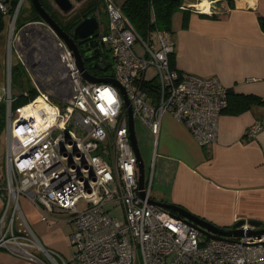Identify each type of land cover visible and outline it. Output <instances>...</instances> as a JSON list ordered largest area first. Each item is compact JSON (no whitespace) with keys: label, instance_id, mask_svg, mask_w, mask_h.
I'll return each instance as SVG.
<instances>
[{"label":"built area","instance_id":"built-area-1","mask_svg":"<svg viewBox=\"0 0 264 264\" xmlns=\"http://www.w3.org/2000/svg\"><path fill=\"white\" fill-rule=\"evenodd\" d=\"M104 9L106 22L99 11L94 14L99 43L95 62L108 55L111 78L124 89L134 121L157 140L162 118L170 115L199 146L215 142L228 89L216 77L172 68L169 31L153 28L141 36L114 0H104ZM0 11L7 16L1 3ZM150 22L155 23L153 12ZM29 27L35 29L30 30L32 51L20 57L37 64L28 71L38 94L16 108L8 86L0 98L6 134L0 163V195L5 199L0 250L35 264H264L263 225L245 221L238 227L244 232L240 237H212L151 202L152 172L140 188L120 90L84 79L72 51L47 23L25 29ZM138 45L142 55L136 53ZM148 68L155 72L151 80L145 79ZM149 82L156 83V98L145 91ZM263 127L264 118L256 120L243 139H253ZM20 198L40 211L41 222H57L56 214L68 217L70 258L41 244ZM116 209L121 219L112 215Z\"/></svg>","mask_w":264,"mask_h":264},{"label":"crops","instance_id":"crops-1","mask_svg":"<svg viewBox=\"0 0 264 264\" xmlns=\"http://www.w3.org/2000/svg\"><path fill=\"white\" fill-rule=\"evenodd\" d=\"M124 1L114 0L119 7ZM205 4L208 12H197ZM261 19L264 0H180L170 30L174 68L200 77H216L233 94L264 101ZM7 27L4 18L0 32V98L8 76ZM238 101L227 104L218 121L216 141L204 146H199L173 117L162 118L157 140L151 134L153 200L179 205L221 228H230L239 220L264 224V127L253 139H243L245 131L264 118V103L238 110ZM19 201L24 215L33 220L32 229L41 244L70 258L73 249L68 252L60 241V225L41 222L39 210L25 198ZM4 205L0 195V214ZM0 264L35 263L0 250Z\"/></svg>","mask_w":264,"mask_h":264},{"label":"water","instance_id":"water-1","mask_svg":"<svg viewBox=\"0 0 264 264\" xmlns=\"http://www.w3.org/2000/svg\"><path fill=\"white\" fill-rule=\"evenodd\" d=\"M22 0H19V3L15 9V12L13 13V19L19 9V4ZM33 8L36 10V12L39 14L41 19L47 23L49 26H51L57 33V35L67 44L68 48L72 51L73 56L75 58L77 67L82 72V75L84 79L88 80L89 82L93 83H110L116 86L122 95L123 102L125 104V107L127 109V115H128V134H129V140L131 147L134 151L136 160H137V166H138V181H139V187L143 188L144 186V163L143 159L141 157V153L139 150L138 142L135 135L134 130V118L132 114V107L131 104L125 94L124 89L118 84V82L111 78V77H104L99 78L97 76H94L91 74L86 66L85 62L90 61L92 59L96 60L95 58L99 55V49H96L94 51H91L92 48L97 46V43L88 41L92 37H96L97 33L95 32L98 27V21L96 16L89 15L85 17L80 23H78L75 28L71 31V33L64 32L57 23L54 22V20L50 17V15L45 11V9L41 6V3L39 0H29ZM81 0H52L54 5L58 8V10L63 14L67 15L71 13L75 8V3L79 2ZM75 41H78L76 43ZM85 42L83 45L78 46L79 44ZM25 65L29 71H34L37 67V64H35L32 59L29 61H25ZM92 68L97 69L100 71H105L108 68V64L106 61H91ZM153 204L158 205L164 209L170 210L171 212L175 213L179 218L183 219L184 222H186L189 225H192L196 229H198L200 232L212 236V237H240L244 234L242 230H239L238 227L243 225L245 223V220H239L235 222L230 228H221L213 223L203 220L199 218L198 216L193 215L186 209L182 208L179 205L175 204H169L159 201H151ZM247 223L250 226H260L263 225L261 222L256 220H249ZM264 233V228L259 233ZM251 232L249 231L248 234Z\"/></svg>","mask_w":264,"mask_h":264},{"label":"trees","instance_id":"trees-1","mask_svg":"<svg viewBox=\"0 0 264 264\" xmlns=\"http://www.w3.org/2000/svg\"><path fill=\"white\" fill-rule=\"evenodd\" d=\"M41 6L45 9V11L50 15V17L54 20L55 23L66 33H71V31L75 28V26L80 23L85 17L89 15H94L96 11H99L101 5L104 6V0H86L79 9L73 10L68 15H63L57 9H55L51 3V0H39ZM0 3L7 7L8 14L7 16L3 15L0 11V32L4 28V18H8V15L11 16L13 14L18 0H0ZM180 0H125L120 6L122 13L128 18L129 22L132 24L134 29L141 35L145 36L148 31L153 28H158L162 30L169 31L171 30V21L173 14L179 9ZM21 10V9H20ZM18 12V15L20 13ZM154 13L155 23L151 24L150 18L151 13ZM100 17L101 12L99 11ZM106 15V14H105ZM106 22V19L101 18ZM19 16L16 19L18 23ZM43 21L36 10L31 5L30 15L28 19H23L19 27H16L18 30L24 26L28 22H39ZM262 27L264 28V20H260ZM17 25V24H16ZM97 59V57L95 58ZM105 61L108 60V55L104 56ZM108 68L110 67V62L107 61ZM170 66L174 68V62L172 55L170 56ZM14 67H11L10 76L14 78ZM16 71H20L18 67H15ZM87 70L94 74V69L92 68V64L89 63ZM95 75V74H94ZM112 77V76H110ZM19 84V83H18ZM12 86V85H11ZM145 91L148 92L149 95L156 98L155 88L156 83L149 82L145 86ZM12 89V88H11ZM38 92L36 88L31 86L29 89L24 90L21 95L12 94L14 100L12 102V107L16 108L22 105L27 104L29 101L34 99L37 96ZM229 106L232 103V100H239L240 107L238 110L245 109L249 107L251 104H259L264 103V101L258 99L257 97L251 95H235L230 90H228L227 97ZM5 129V104H0V133Z\"/></svg>","mask_w":264,"mask_h":264},{"label":"rangeland","instance_id":"rangeland-1","mask_svg":"<svg viewBox=\"0 0 264 264\" xmlns=\"http://www.w3.org/2000/svg\"><path fill=\"white\" fill-rule=\"evenodd\" d=\"M85 1H82L81 3H75L74 10L79 9V7L83 3H85ZM18 3H19V0H18ZM18 7L19 9L14 19H13V14H11V18H8V19L6 18V23L8 27L6 29L4 38H5V44H6L5 63L7 67V73H8L7 80H6V88L8 86V88L10 89L12 88L11 90L13 91V94L21 95L24 90H27L31 86L35 85L33 76H30L29 71L20 56L25 55L24 53H27V54L31 53L32 51L31 47H33L31 46V43L29 40V38L32 37L31 36L32 32L28 30V28L25 29V26L28 24H37V22H28L18 30L16 27H19L23 19L24 18L28 19V16L30 15L31 3L29 0H22ZM99 9H100L99 11L102 14L101 18L104 17V19H106L104 6L101 5ZM19 10H20V13L18 15ZM18 16H19V20L17 23L16 19L18 18ZM103 21L104 20H102V22ZM32 30H35V29H32ZM135 50L138 55L143 54L141 45H138L135 48ZM111 64L112 62H110V67L107 68L105 71L94 69L95 71L94 74L99 78L113 76L114 70ZM12 66L14 67L13 69L14 78L13 79L10 76ZM15 67H18L20 71H16ZM154 74H155L154 70L152 68H148L145 72V79L151 80L154 77ZM1 94L2 93L0 92V96ZM134 130H135V135H136V139L138 142L139 150L141 153V157L144 163L145 181H147L150 176L149 163L152 157V147H153L152 136L148 128L143 123H141L138 119H135ZM5 153H6V134H5V131H2L0 133V163L4 162ZM151 196L153 197L152 193H151ZM112 215L121 219V212L119 209H116V211H114ZM55 217L57 220L56 224L60 225L59 234L60 236H62L60 238V241L62 242L63 246L67 249V251L72 253V248L68 244V236L72 232V226L67 224L68 217H66V215H63V214H56ZM26 218L31 228H33V220L29 217V215H26Z\"/></svg>","mask_w":264,"mask_h":264},{"label":"flooded vegetation","instance_id":"flooded-vegetation-1","mask_svg":"<svg viewBox=\"0 0 264 264\" xmlns=\"http://www.w3.org/2000/svg\"><path fill=\"white\" fill-rule=\"evenodd\" d=\"M52 1V0H51ZM54 7V6H53ZM55 9H56V7H54ZM58 10V9H57ZM59 11V10H58ZM60 12V11H59ZM61 13V12H60ZM70 14V13H69ZM68 15V14H67ZM88 41H90V42H94V43H97V46H95L94 48H92L91 49V51H94V50H96V49H98L99 48V43H98V39H97V37H92L91 39H89ZM76 43H78V41H75ZM85 42H83V43H81V44H79L78 46H81V45H83ZM91 61H95L94 59H92V60H90V61H87V62H85V66L86 67H88L89 66V63H91Z\"/></svg>","mask_w":264,"mask_h":264},{"label":"bare ground","instance_id":"bare-ground-1","mask_svg":"<svg viewBox=\"0 0 264 264\" xmlns=\"http://www.w3.org/2000/svg\"><path fill=\"white\" fill-rule=\"evenodd\" d=\"M202 11L203 12H208V7H207V5L205 4V6L202 8ZM33 29V27H29L28 28V30H32ZM41 33V32H40Z\"/></svg>","mask_w":264,"mask_h":264}]
</instances>
